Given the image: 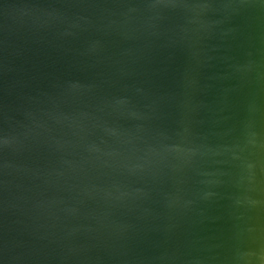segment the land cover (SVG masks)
Wrapping results in <instances>:
<instances>
[{
  "label": "water",
  "instance_id": "obj_1",
  "mask_svg": "<svg viewBox=\"0 0 264 264\" xmlns=\"http://www.w3.org/2000/svg\"><path fill=\"white\" fill-rule=\"evenodd\" d=\"M0 264H264V0H0Z\"/></svg>",
  "mask_w": 264,
  "mask_h": 264
}]
</instances>
